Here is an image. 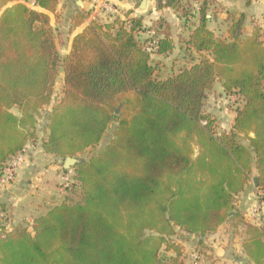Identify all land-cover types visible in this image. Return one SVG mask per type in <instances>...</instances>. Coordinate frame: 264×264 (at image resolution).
<instances>
[{"label": "trees", "instance_id": "1", "mask_svg": "<svg viewBox=\"0 0 264 264\" xmlns=\"http://www.w3.org/2000/svg\"><path fill=\"white\" fill-rule=\"evenodd\" d=\"M157 1L188 22L186 0ZM33 3H16L0 14V171L36 139L45 106L51 110L42 148L61 164L92 150L112 124L113 133L74 166L66 191L78 189V200L64 198L9 229L1 224L0 264H183L177 233L214 232L230 216L253 166L256 189L264 190L260 26L243 36V18L233 15L221 38L207 27L201 4L198 24L182 38L197 58L191 51V64L157 78L151 54L174 49L163 20L160 36L143 39L138 33L148 28L128 12L93 21L61 57L49 15L35 9L56 16L58 0ZM60 68L61 96L52 105ZM215 81L243 102L228 131L217 132L216 120L204 111ZM245 225L244 249L254 264H264V230ZM162 249L174 255L163 258Z\"/></svg>", "mask_w": 264, "mask_h": 264}, {"label": "crops", "instance_id": "2", "mask_svg": "<svg viewBox=\"0 0 264 264\" xmlns=\"http://www.w3.org/2000/svg\"><path fill=\"white\" fill-rule=\"evenodd\" d=\"M194 2H197V0ZM16 3H23L28 6V1L26 0H0V14L5 8ZM163 3L164 1H162L161 6H159L157 0H58L56 16L38 6H36L35 9L49 15L50 25L60 36L58 40H55V45L59 52V43L64 44L65 48L63 47L62 49L64 50L63 57H65L70 51L73 37L82 32V30L93 21L106 22L112 20L114 16L123 18L125 13L128 12L130 17H141L143 27L145 28L148 23L158 19V17H163V14H167L168 11H170L169 14H172L177 24L180 23L178 13L171 7L163 5ZM214 4L224 7V12L221 13V11H217L216 14H212L208 11V8L205 9L207 19L206 25L216 36V29H219L221 26L224 27V32L227 36L229 19L227 18L228 14H226V11H238V14L232 13L231 16H240L242 18L254 17V19H258L264 16V0H250L249 2L247 0H214ZM109 6L116 8L117 13H108L106 7ZM79 18L82 20L76 25L75 21L79 20ZM197 24L198 12L196 14V20L193 24H190V27H186V35L182 38L188 39L191 30ZM169 28L168 24V30ZM246 28L248 32L243 34L242 30L243 36H249L252 33L253 27H249L248 25ZM142 32L145 31H140L138 36ZM191 51L194 53L193 55L195 58H197L198 54L193 50ZM155 55L159 56L158 54ZM191 62L192 61H190L189 64H191ZM216 82L218 83L219 81H215L213 90L209 92L210 94L207 93V95L210 96L209 99H211L210 103L221 101L217 100L219 98L225 99L233 96L224 93L220 82V87L216 89ZM242 103L241 100L237 106H233L230 110H226L230 112L229 120L222 114L218 116L212 109L209 111L216 120L217 132L228 131L232 127L236 109L241 106ZM50 110L51 106L48 107L40 117H37V137L26 143L23 149L24 161L18 169L13 182L6 186L0 184V226L3 224L6 229L24 224L25 222H30L33 217L45 211H41L44 206L45 209L46 207L48 208L60 202L68 193V191L59 192L58 190L60 176L63 170H65L62 168L61 158L45 153L42 148V142L48 135L47 115ZM218 112L223 113L221 110ZM254 176L257 175L255 167L253 166L251 181ZM249 182L238 194L228 219L214 232L202 237L182 233V237H185L184 242L182 239L173 238V240H176L182 247V251L183 246L186 248L188 247L186 239L189 240L191 237H194L197 239L193 243L195 248L193 247L192 251L199 254L201 264H254L244 249V243L249 238L245 224L250 223L264 230V226L257 222L264 217L254 218L251 214V208L255 202V193L257 189L254 184L250 186ZM175 236H177V234ZM184 256L183 253V264H188L184 262Z\"/></svg>", "mask_w": 264, "mask_h": 264}, {"label": "rangeland", "instance_id": "3", "mask_svg": "<svg viewBox=\"0 0 264 264\" xmlns=\"http://www.w3.org/2000/svg\"><path fill=\"white\" fill-rule=\"evenodd\" d=\"M195 0H186L185 1V6L188 10L189 13V17L187 18L188 22L185 24V22H183L182 20H180V23L177 24V22L175 21V19L173 18L172 14L168 11L167 14H163V17H158V19L150 22L147 24L148 28L145 32H142L141 34H139L140 38H144V37H152L155 34L159 35L160 34V30H162V28H164V24L167 23L169 24V31L171 32V36L174 39V43H175V47L173 49V51L166 56H157L154 53H152V61L155 63L157 62L159 67L158 70L156 71V77L157 78H164L168 75H171L175 72H177L180 68L184 67V66H188L190 61H191V56H190V52L188 51V49L185 46V43L182 40V37L186 35V27H190V24H193L194 21L196 20V14L199 11V7L201 4H205L208 8V11H210L212 14H216L217 11H221L224 12V7H221L218 4H214V0H197V2H194ZM203 2V3H202ZM195 4V5H193ZM109 13V12H108ZM232 13H237L238 11H226L227 18L229 19V17H231ZM111 14V13H110ZM236 15V14H235ZM237 17V16H236ZM163 20L164 24H162V26L159 25L160 21ZM172 20V21H171ZM229 21V20H228ZM229 23V22H228ZM254 27V26H260L261 32L263 33L264 36V16H261L258 19H254V17H244L243 18V34H246V32H248V29L246 27ZM216 34L217 36L223 38L226 36L225 32H224V27L221 26L219 29H216ZM53 36H54V41L58 40L60 38L59 34L56 33L55 30H53ZM65 48L64 44L59 43V52H60V56L63 57L64 55V50L62 48ZM194 54V53H193ZM158 58V59H157ZM62 70L61 68L58 70V74L56 76V80H55V84H54V89H53V99H52V105L59 99V97L61 96V89H62V84H63V80H62ZM220 87V83L216 82V86L215 88H219ZM210 94V93H209ZM209 95L206 96L205 101H204V111L206 113H209V111L212 109L213 111H215L218 116H220V114H222L223 116H225V118L227 120L230 119V112L226 111V110H230L233 106H237L241 100L240 98H238L236 95L230 96L229 98H219L217 100H221V101H216L214 103H210L209 99ZM51 105L45 106L43 107L40 112H39V117L41 114H43L48 107H50ZM219 108V109H218ZM222 111L218 112V111ZM13 112L16 113V110L13 109ZM112 133H113V124L109 126V128L107 129L104 137L102 138V140L100 141V143L98 145H96L92 150L88 149L86 150L84 153L80 154L78 157H75L77 159H87L89 156H91L92 154H95V152H97L99 149H101L112 137ZM247 142V141H245ZM73 168L74 166L70 167L69 172L67 171L66 173L70 176V178L73 176ZM249 185L252 186L253 183L250 180ZM80 196V191H78V189H76L75 191H73L72 193H67L65 195V199L67 198V200L70 201H76L79 199ZM45 207V206H44ZM41 210L44 211L46 210V208ZM259 224L264 226V218L263 219H259V221H257ZM183 234L182 233H177V236L173 237L175 239H182L183 242L185 240V237H182ZM184 238V239H183ZM197 238L191 237L189 240L186 239L187 243H188V247H184L183 246V253H184V259H185V263H189L192 260V256L191 254H193L194 252L192 251L193 243L195 242ZM176 242V240H175ZM195 248V247H194ZM160 255L163 258H169L170 256L174 255L173 251H167L162 249L160 251ZM201 264V263H200Z\"/></svg>", "mask_w": 264, "mask_h": 264}, {"label": "built area", "instance_id": "4", "mask_svg": "<svg viewBox=\"0 0 264 264\" xmlns=\"http://www.w3.org/2000/svg\"><path fill=\"white\" fill-rule=\"evenodd\" d=\"M28 6L34 7L33 0H28ZM107 11L113 14L117 13L116 8L114 7H106ZM124 18V17H123ZM149 49V48H148ZM23 150L13 157L10 161H8L3 170L0 172V184L3 186L9 185L13 182L18 172V169L22 165L23 158ZM71 183V178L66 172H62L60 176V183L58 186L59 192H65L68 186ZM251 214L254 218H262L264 217V190H257L255 193V202L251 208ZM192 260L188 264H200V256L197 252H194L192 255Z\"/></svg>", "mask_w": 264, "mask_h": 264}, {"label": "water", "instance_id": "5", "mask_svg": "<svg viewBox=\"0 0 264 264\" xmlns=\"http://www.w3.org/2000/svg\"><path fill=\"white\" fill-rule=\"evenodd\" d=\"M253 135H254L253 132H251L250 136H253ZM78 162H79V159H77L75 157H66L63 161L62 168L67 170L70 167L75 166ZM252 182H253L254 186H257L258 185V177L257 176L252 177Z\"/></svg>", "mask_w": 264, "mask_h": 264}]
</instances>
